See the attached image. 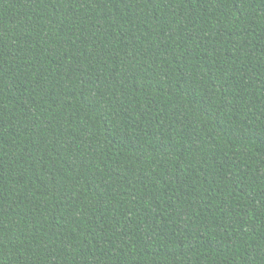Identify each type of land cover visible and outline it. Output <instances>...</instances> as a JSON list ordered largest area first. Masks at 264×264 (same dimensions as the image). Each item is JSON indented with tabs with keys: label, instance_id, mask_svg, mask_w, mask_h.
<instances>
[{
	"label": "trees",
	"instance_id": "16d2710c",
	"mask_svg": "<svg viewBox=\"0 0 264 264\" xmlns=\"http://www.w3.org/2000/svg\"><path fill=\"white\" fill-rule=\"evenodd\" d=\"M0 264H264V0H0Z\"/></svg>",
	"mask_w": 264,
	"mask_h": 264
}]
</instances>
